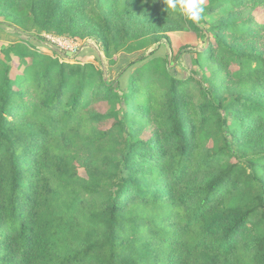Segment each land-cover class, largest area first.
<instances>
[{
    "label": "trees",
    "instance_id": "trees-1",
    "mask_svg": "<svg viewBox=\"0 0 264 264\" xmlns=\"http://www.w3.org/2000/svg\"><path fill=\"white\" fill-rule=\"evenodd\" d=\"M202 6L0 0V264H264V0ZM44 34L156 48L111 79Z\"/></svg>",
    "mask_w": 264,
    "mask_h": 264
},
{
    "label": "rangeland",
    "instance_id": "rangeland-1",
    "mask_svg": "<svg viewBox=\"0 0 264 264\" xmlns=\"http://www.w3.org/2000/svg\"><path fill=\"white\" fill-rule=\"evenodd\" d=\"M203 1L204 0H202V2ZM5 29L6 28H4V27H3V29L0 28V47L7 46L9 43L18 39V37L16 35L8 34ZM170 39H171V46H167L164 42H162L161 46L158 49L159 50L158 52H161V53L166 52L168 54L170 60H174L173 59L174 56L177 55L176 51L181 45L187 44V45H190L192 47H194V46L201 47L203 45V42L196 40V38L191 33H187V32L171 33ZM86 41L87 42L81 44L79 55H81L80 53L83 50H93L94 52L88 51V52H86V53H88L87 55L86 54L81 55L80 59H78V60H81V62L92 61V59H94L95 57H99L98 50H97L98 47H96L93 40L88 39ZM44 44L48 45L47 43H44ZM155 48H156V46H153L146 51L141 50V51L133 52L130 54L120 53L117 56L116 62L112 65L107 64L106 58L104 57L103 53H101L100 61H101V67L104 70V75L106 76V78H111V79L116 78L117 76H119V74H120V76H124L133 67V66L128 67L129 64L137 61V59L140 58L141 56L148 55ZM45 51H46V49H45ZM63 51H64L63 53L66 56V58L69 59L70 61H72L76 58L75 57L76 55H73L71 52H67L65 50H63ZM92 54H93V56H95L94 58H93V56H91ZM177 56L178 57H177L176 61L174 60L173 66L176 68V71L178 74H184L185 70L187 69V68L185 69V64L188 63V55L185 53L184 50H182L180 53H178ZM18 63H19L18 58L13 57L12 64L15 67H17ZM96 64H97V62H96ZM122 70L124 71L123 74L121 72ZM81 173H83V172L81 171Z\"/></svg>",
    "mask_w": 264,
    "mask_h": 264
},
{
    "label": "clouds",
    "instance_id": "clouds-1",
    "mask_svg": "<svg viewBox=\"0 0 264 264\" xmlns=\"http://www.w3.org/2000/svg\"><path fill=\"white\" fill-rule=\"evenodd\" d=\"M167 6L173 11L179 9L186 19L199 23L203 18L202 0H166Z\"/></svg>",
    "mask_w": 264,
    "mask_h": 264
},
{
    "label": "built area",
    "instance_id": "built-area-1",
    "mask_svg": "<svg viewBox=\"0 0 264 264\" xmlns=\"http://www.w3.org/2000/svg\"><path fill=\"white\" fill-rule=\"evenodd\" d=\"M44 36L48 44H52L53 46H56L61 50L71 52L73 55L78 54L80 52L81 44L87 42V41H78L67 36H60L54 34H44ZM96 47L98 46L96 45Z\"/></svg>",
    "mask_w": 264,
    "mask_h": 264
},
{
    "label": "water",
    "instance_id": "water-1",
    "mask_svg": "<svg viewBox=\"0 0 264 264\" xmlns=\"http://www.w3.org/2000/svg\"><path fill=\"white\" fill-rule=\"evenodd\" d=\"M52 47L59 51V48H57V47H55V46H52ZM97 50H98V55L101 57V51L99 50V48H97ZM105 77H106V76H105Z\"/></svg>",
    "mask_w": 264,
    "mask_h": 264
},
{
    "label": "crops",
    "instance_id": "crops-1",
    "mask_svg": "<svg viewBox=\"0 0 264 264\" xmlns=\"http://www.w3.org/2000/svg\"><path fill=\"white\" fill-rule=\"evenodd\" d=\"M88 51H92V52H94L93 50H87V51H85V53H83L84 55L86 54H88V53H86V52H88ZM97 51V50H96ZM91 56H93V54L91 55Z\"/></svg>",
    "mask_w": 264,
    "mask_h": 264
}]
</instances>
